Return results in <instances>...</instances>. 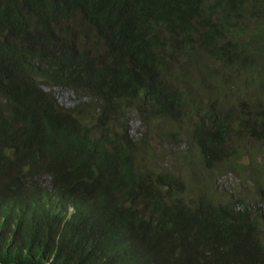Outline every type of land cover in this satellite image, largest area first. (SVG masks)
<instances>
[{
    "label": "trees",
    "instance_id": "trees-1",
    "mask_svg": "<svg viewBox=\"0 0 264 264\" xmlns=\"http://www.w3.org/2000/svg\"><path fill=\"white\" fill-rule=\"evenodd\" d=\"M0 264H264V0H0Z\"/></svg>",
    "mask_w": 264,
    "mask_h": 264
},
{
    "label": "rangeland",
    "instance_id": "rangeland-1",
    "mask_svg": "<svg viewBox=\"0 0 264 264\" xmlns=\"http://www.w3.org/2000/svg\"><path fill=\"white\" fill-rule=\"evenodd\" d=\"M59 95V99L65 103V104H68L70 105L72 103V101L74 100V96L68 92H62ZM138 126V123L135 121V123H133V127L134 129ZM227 180V182H226ZM225 185H230L232 186V188L236 187V185L238 184V181L237 179L233 176V175H230L228 178H226L225 180H223ZM221 182V181H219Z\"/></svg>",
    "mask_w": 264,
    "mask_h": 264
}]
</instances>
